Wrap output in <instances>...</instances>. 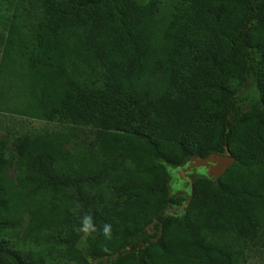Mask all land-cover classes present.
Returning <instances> with one entry per match:
<instances>
[{"label": "trees", "instance_id": "trees-1", "mask_svg": "<svg viewBox=\"0 0 264 264\" xmlns=\"http://www.w3.org/2000/svg\"><path fill=\"white\" fill-rule=\"evenodd\" d=\"M0 112L63 125L0 135V264L264 252V0H0Z\"/></svg>", "mask_w": 264, "mask_h": 264}, {"label": "water", "instance_id": "water-1", "mask_svg": "<svg viewBox=\"0 0 264 264\" xmlns=\"http://www.w3.org/2000/svg\"><path fill=\"white\" fill-rule=\"evenodd\" d=\"M236 162L234 156L230 154V152L225 154L220 153H211L207 157L202 156H193L189 159V163L186 167L182 168L181 170L177 171L176 173L169 168L171 171L172 179L169 182L170 189L174 194L175 185H178V181L176 180L177 175L182 180H185L184 173L193 171L194 169H204V175L208 176L212 180H216L219 176L223 175L227 169L232 166ZM189 183L184 184L185 191L187 192L188 200L185 202L184 207L188 206L191 200L192 192H193V180L188 179ZM182 184V181H180Z\"/></svg>", "mask_w": 264, "mask_h": 264}, {"label": "rangeland", "instance_id": "rangeland-1", "mask_svg": "<svg viewBox=\"0 0 264 264\" xmlns=\"http://www.w3.org/2000/svg\"><path fill=\"white\" fill-rule=\"evenodd\" d=\"M63 129L59 122L27 118L20 115L0 112V135L17 136L28 133H42ZM202 170V169H201ZM204 169L201 173H204ZM181 210H169L168 213H179ZM246 264H264V252L252 254Z\"/></svg>", "mask_w": 264, "mask_h": 264}, {"label": "flooded vegetation", "instance_id": "flooded-vegetation-1", "mask_svg": "<svg viewBox=\"0 0 264 264\" xmlns=\"http://www.w3.org/2000/svg\"><path fill=\"white\" fill-rule=\"evenodd\" d=\"M189 163V160H187L186 162H184L181 166L177 167L174 169V172L176 173L177 171L181 170L182 168L186 167V165ZM201 169L198 168V169H194L193 171H190V172H186L184 173V178L185 180H182L179 175H177V178L176 180L178 181V187H177V184L175 185V191H174V194L176 195H179L181 193H185L186 196H187V192L185 191V188H184V184H188L189 183V180L188 179H192L194 181V178L197 174H203L201 173ZM182 181V184H180ZM187 200L185 199L184 202L181 204V205H178V204H172L171 205V210H174V209H178V210H182L184 208V205H185V202Z\"/></svg>", "mask_w": 264, "mask_h": 264}, {"label": "clouds", "instance_id": "clouds-1", "mask_svg": "<svg viewBox=\"0 0 264 264\" xmlns=\"http://www.w3.org/2000/svg\"><path fill=\"white\" fill-rule=\"evenodd\" d=\"M85 227L83 228L84 231H88L89 227H90V218H85L83 221ZM110 230V226H105L104 231L107 234Z\"/></svg>", "mask_w": 264, "mask_h": 264}]
</instances>
